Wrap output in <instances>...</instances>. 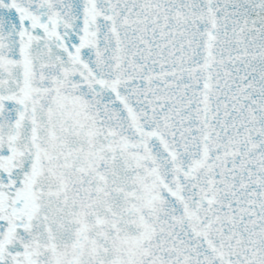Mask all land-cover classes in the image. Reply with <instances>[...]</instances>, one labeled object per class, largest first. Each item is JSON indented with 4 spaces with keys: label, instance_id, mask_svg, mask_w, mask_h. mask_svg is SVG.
I'll return each instance as SVG.
<instances>
[{
    "label": "snow or ice",
    "instance_id": "6c2138e0",
    "mask_svg": "<svg viewBox=\"0 0 264 264\" xmlns=\"http://www.w3.org/2000/svg\"><path fill=\"white\" fill-rule=\"evenodd\" d=\"M0 264H264V0H0Z\"/></svg>",
    "mask_w": 264,
    "mask_h": 264
}]
</instances>
